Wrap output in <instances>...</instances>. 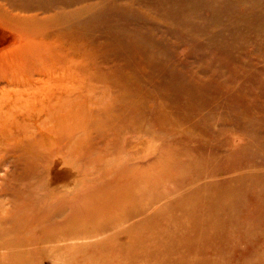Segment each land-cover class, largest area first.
<instances>
[{
  "label": "bare ground",
  "instance_id": "6f19581e",
  "mask_svg": "<svg viewBox=\"0 0 264 264\" xmlns=\"http://www.w3.org/2000/svg\"><path fill=\"white\" fill-rule=\"evenodd\" d=\"M45 2L0 0V264L158 246L145 91L104 65L82 3Z\"/></svg>",
  "mask_w": 264,
  "mask_h": 264
},
{
  "label": "rangeland",
  "instance_id": "374dc122",
  "mask_svg": "<svg viewBox=\"0 0 264 264\" xmlns=\"http://www.w3.org/2000/svg\"><path fill=\"white\" fill-rule=\"evenodd\" d=\"M49 1L86 7L104 65L145 91L150 162L169 168L151 192L158 246L78 263L264 264V0Z\"/></svg>",
  "mask_w": 264,
  "mask_h": 264
}]
</instances>
